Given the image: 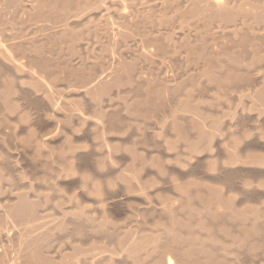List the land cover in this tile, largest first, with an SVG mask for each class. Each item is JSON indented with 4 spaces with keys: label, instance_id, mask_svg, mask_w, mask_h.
<instances>
[{
    "label": "bare ground",
    "instance_id": "1",
    "mask_svg": "<svg viewBox=\"0 0 264 264\" xmlns=\"http://www.w3.org/2000/svg\"><path fill=\"white\" fill-rule=\"evenodd\" d=\"M0 264H264V0H0Z\"/></svg>",
    "mask_w": 264,
    "mask_h": 264
},
{
    "label": "rangeland",
    "instance_id": "2",
    "mask_svg": "<svg viewBox=\"0 0 264 264\" xmlns=\"http://www.w3.org/2000/svg\"><path fill=\"white\" fill-rule=\"evenodd\" d=\"M123 207H125V206H123ZM125 214H126V215H125ZM125 214H122V215H125V216L128 218V217H129V215L131 214V212H129V211H128V212H127V213H125ZM128 214H129V215H128ZM122 215H121V218H123V217H124V216H122ZM137 217H138V216H137ZM139 217H140V215H139ZM121 218L119 219L120 221H124V220H125V218H123V219H121Z\"/></svg>",
    "mask_w": 264,
    "mask_h": 264
}]
</instances>
